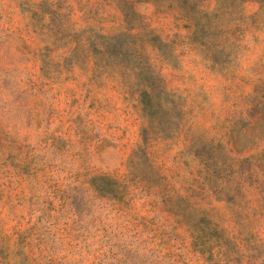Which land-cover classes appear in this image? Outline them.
Segmentation results:
<instances>
[{"label":"rangeland","instance_id":"1","mask_svg":"<svg viewBox=\"0 0 264 264\" xmlns=\"http://www.w3.org/2000/svg\"><path fill=\"white\" fill-rule=\"evenodd\" d=\"M0 264H264V0H0Z\"/></svg>","mask_w":264,"mask_h":264}]
</instances>
